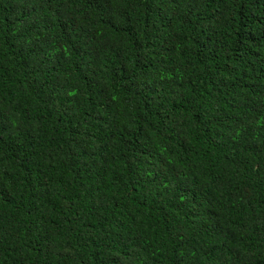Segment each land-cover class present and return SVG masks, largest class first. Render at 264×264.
<instances>
[{
    "label": "trees",
    "instance_id": "obj_1",
    "mask_svg": "<svg viewBox=\"0 0 264 264\" xmlns=\"http://www.w3.org/2000/svg\"><path fill=\"white\" fill-rule=\"evenodd\" d=\"M0 264H264V0H0Z\"/></svg>",
    "mask_w": 264,
    "mask_h": 264
}]
</instances>
